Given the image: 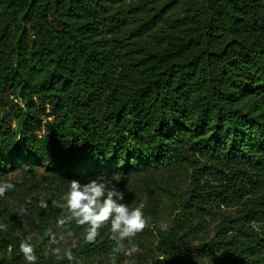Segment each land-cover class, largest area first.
I'll return each mask as SVG.
<instances>
[{
  "label": "trees",
  "instance_id": "16d2710c",
  "mask_svg": "<svg viewBox=\"0 0 264 264\" xmlns=\"http://www.w3.org/2000/svg\"><path fill=\"white\" fill-rule=\"evenodd\" d=\"M126 1L0 0V182L30 175L0 197V264L28 236L36 264H264V0H161L141 26ZM97 178L145 202L136 252L58 223Z\"/></svg>",
  "mask_w": 264,
  "mask_h": 264
},
{
  "label": "clouds",
  "instance_id": "9594fccd",
  "mask_svg": "<svg viewBox=\"0 0 264 264\" xmlns=\"http://www.w3.org/2000/svg\"><path fill=\"white\" fill-rule=\"evenodd\" d=\"M14 188L15 185L11 182L0 184V197ZM62 200L63 202L57 206L66 207L70 215L66 220L61 219L58 223L64 225L66 222L75 220L78 225H87L86 239L89 242L94 241L98 230L110 222L113 238L117 239L118 243L128 240V243L132 245V238L144 230L149 220V217L144 214L145 202L141 201L134 208L129 207L123 202L125 200L124 191L119 190L110 179H90L87 183L74 179L69 182ZM47 206L45 201H41V207L46 208ZM160 227L164 230L167 225L161 223ZM31 240V236L22 240L19 251L23 254L27 264H36L37 255ZM130 250L136 252L138 248L132 245ZM55 251L59 253V249ZM65 255L69 260L72 259L71 251H67Z\"/></svg>",
  "mask_w": 264,
  "mask_h": 264
},
{
  "label": "rangeland",
  "instance_id": "374dc122",
  "mask_svg": "<svg viewBox=\"0 0 264 264\" xmlns=\"http://www.w3.org/2000/svg\"><path fill=\"white\" fill-rule=\"evenodd\" d=\"M129 5L136 6L137 8L133 11L132 16L134 18V23L136 26H141L143 22L148 19V13L147 10L156 6L159 7L160 4L162 3L161 0H127L126 1ZM158 27V26H156ZM145 34L147 35L148 39L152 38V33L150 30H147V27L144 28ZM18 162H23V163H28V160H24L21 158H18ZM38 166L39 170L38 173L40 174L39 179H42V174L46 173V168L42 164H36ZM29 174L27 171L22 170V169H17V170H10L9 175L7 177L8 182H11L15 185V191L12 194H8L7 199L12 203V204H17L18 201H21L24 199L25 194L22 192L21 187L19 184H21L24 180L29 178ZM5 183V182H0V184ZM33 190V189H32ZM33 196H36L38 192H33ZM6 194V193H5ZM30 196L28 198V201H30ZM163 214H164V219L167 225L172 221L173 216L175 214L174 212V206L172 205L171 201L167 199V197L163 201ZM209 220V225L210 227H214L215 225V219L211 220V217H208ZM129 254V253H128ZM135 264H150L149 262L146 263V261H142L141 263H135Z\"/></svg>",
  "mask_w": 264,
  "mask_h": 264
}]
</instances>
